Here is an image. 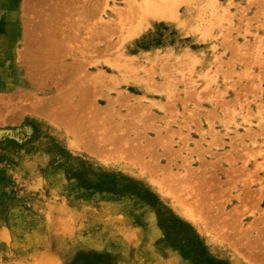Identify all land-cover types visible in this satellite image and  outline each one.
Returning a JSON list of instances; mask_svg holds the SVG:
<instances>
[{"label":"rangeland","instance_id":"374dc122","mask_svg":"<svg viewBox=\"0 0 264 264\" xmlns=\"http://www.w3.org/2000/svg\"><path fill=\"white\" fill-rule=\"evenodd\" d=\"M0 264H264V0H0Z\"/></svg>","mask_w":264,"mask_h":264},{"label":"bare ground","instance_id":"6f19581e","mask_svg":"<svg viewBox=\"0 0 264 264\" xmlns=\"http://www.w3.org/2000/svg\"><path fill=\"white\" fill-rule=\"evenodd\" d=\"M184 0H143L144 10L148 15L160 20H173L176 18L179 7ZM191 218L188 213H181Z\"/></svg>","mask_w":264,"mask_h":264},{"label":"trees","instance_id":"16d2710c","mask_svg":"<svg viewBox=\"0 0 264 264\" xmlns=\"http://www.w3.org/2000/svg\"><path fill=\"white\" fill-rule=\"evenodd\" d=\"M191 240L192 239H190V241H189V245L191 244ZM194 246L195 247H198V250H199V254H198V256H200V260L203 262V261H205V253H204V250L200 247V245L198 244V242H194Z\"/></svg>","mask_w":264,"mask_h":264}]
</instances>
